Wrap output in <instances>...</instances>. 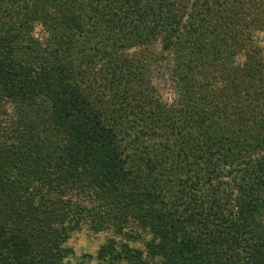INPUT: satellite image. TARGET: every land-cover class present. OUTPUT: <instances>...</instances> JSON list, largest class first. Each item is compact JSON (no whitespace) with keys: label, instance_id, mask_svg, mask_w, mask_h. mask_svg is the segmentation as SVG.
<instances>
[{"label":"trees","instance_id":"1","mask_svg":"<svg viewBox=\"0 0 264 264\" xmlns=\"http://www.w3.org/2000/svg\"><path fill=\"white\" fill-rule=\"evenodd\" d=\"M3 1L0 264H264V0Z\"/></svg>","mask_w":264,"mask_h":264},{"label":"rangeland","instance_id":"2","mask_svg":"<svg viewBox=\"0 0 264 264\" xmlns=\"http://www.w3.org/2000/svg\"><path fill=\"white\" fill-rule=\"evenodd\" d=\"M6 1L4 0L2 2V4H4ZM5 7H10L9 4H6L4 5L3 7L0 8V26L3 24V23H6L8 24L9 26L12 25L15 23V19L12 18L11 21H9V19L7 18L8 15H6L4 13V8ZM16 24V23H15ZM154 50H158L157 49V46L155 45V47H153ZM28 50V49H27ZM138 51H139V48H133V49H130L129 51H127L130 55H132L133 58L135 57H139L138 56ZM148 66V69L147 70H144V75L148 77L149 79V85L151 87V93H152V97H156L158 99L159 102H162V103H165L166 105L170 104L171 101L174 99V89H173V84L171 82V78L169 77V75L166 73V64L164 62V59H157V60H153L152 62L149 63ZM104 70V68H103ZM103 70H100V71H103ZM102 83V82H101ZM96 86L95 83H93V86ZM99 91L101 92V97H104V98H107L109 97V95L106 94V89L101 86L99 88ZM1 101V99H0ZM3 111H4V116H1V120H5L6 118L10 119L14 116V113L12 111V104L10 102H5L3 103ZM160 130H163V129H159L158 132L159 133H163L161 132ZM140 131V126H135L132 130H130L128 133V143L129 144H132V147L131 149H133L134 147L136 148H143V147H147V149H149L151 146H154L156 148H159V150H156L154 148V151L156 152V156L158 157V155L160 154V152L162 151L163 148H167L168 147V144H169V141L167 143L166 139L168 138H165L162 134H158L156 131L154 132V134L152 135L151 139L148 138V136H145V135H141L139 133ZM135 133H139L138 136H139V139H143V141L140 142H137V141H134V135ZM156 136V137H154ZM169 140V139H168ZM166 141V142H165ZM155 142V145H153V143ZM129 146V145H128ZM165 151V150H163ZM160 160H158V163L160 164ZM160 171V174L163 176L166 172L165 170V167H161L159 169ZM171 183V182H170ZM177 181L174 180L172 184H176ZM172 186V185H171ZM176 187H173V189L175 190ZM58 197H60V195H57L56 197V200H55V203H53L52 207H56V208H59L58 207V203H57V199H59ZM50 210V208H46V211ZM59 210H62V209H59ZM263 220H264V217H263ZM118 221L114 220L112 222H110L109 224H104V223H101V226H98V227H102L103 229H101L102 231L100 232H89L90 236L91 237V245L92 247L94 248L95 247V250L96 248L98 247V245L100 243H104L105 242V246H108L111 250V246H110V239L116 241V244H118L119 246H123L122 243L120 242H123V241H126L128 242L129 240L126 239V237H131L130 236V233L128 231H125V230H121V228H114V226L116 225ZM121 227H123L122 225H119ZM111 227V228H110ZM83 229V231L85 232L87 230V226H83V228H81V230ZM81 230L80 231H77V232H74V233H67L69 235H67L66 237V241L64 242L63 246L64 247H67L69 252L66 254V258H64V262L65 261H68L71 263V244H75L77 245L79 242H80V234L81 233ZM97 231V230H96ZM113 234V235H112ZM83 235V234H82ZM88 235V234H86ZM109 239V240H108ZM108 240V241H107ZM119 242V243H118ZM73 246V245H72ZM140 250H141V247L138 249V252L140 254ZM94 252V251H92ZM97 252V251H96ZM157 260L158 258H155V264H157Z\"/></svg>","mask_w":264,"mask_h":264}]
</instances>
